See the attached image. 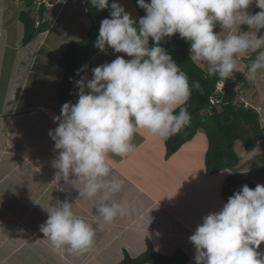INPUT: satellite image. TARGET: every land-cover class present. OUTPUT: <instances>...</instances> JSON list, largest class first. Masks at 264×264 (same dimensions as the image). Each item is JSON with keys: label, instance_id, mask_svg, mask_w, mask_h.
I'll list each match as a JSON object with an SVG mask.
<instances>
[{"label": "clouds", "instance_id": "obj_1", "mask_svg": "<svg viewBox=\"0 0 264 264\" xmlns=\"http://www.w3.org/2000/svg\"><path fill=\"white\" fill-rule=\"evenodd\" d=\"M89 2L97 11L110 7V18L100 21L94 47L101 52L111 48L131 59L116 56L92 68L91 79L82 75L76 81L77 102L62 105L53 118L58 126L48 135L58 150L53 161L58 176L65 181L76 177L82 186L77 188L79 198L92 203L96 224L102 227L126 211L114 199L123 181L113 174L110 156L132 153L140 129L167 141L191 122L186 105L193 89L201 90L200 83L189 85L188 76L161 42L178 34L190 43L189 59L206 65L211 78L218 77L214 86L223 84L222 103L225 81L238 71L239 57L256 53L248 79L264 70V0H136L146 13L138 21L116 2ZM253 3L260 9L254 14L248 11ZM217 25L220 32L214 31ZM234 84L233 100L246 104L245 90ZM72 205L57 201L45 209L47 219L39 230L56 252L66 248L79 254L94 244L93 224L76 216ZM189 242L195 264H264V254L257 251L264 244V184L254 189L245 184L235 191L218 211L202 218Z\"/></svg>", "mask_w": 264, "mask_h": 264}, {"label": "crops", "instance_id": "obj_2", "mask_svg": "<svg viewBox=\"0 0 264 264\" xmlns=\"http://www.w3.org/2000/svg\"><path fill=\"white\" fill-rule=\"evenodd\" d=\"M7 2L0 0V38L4 37L0 40V264H119L124 252L136 257L147 248L148 241L165 255L182 250L188 257L185 264H195L189 237L204 216L226 203L221 190L231 174L229 169L206 173L208 141L204 130L198 129L170 156L166 155L165 141L138 130L133 140L135 150L125 157L110 156L108 161L113 174L123 181L114 199L123 203L126 211L111 225L98 227L92 203L79 198L77 188L82 186L76 177L70 175L65 181L53 167L58 150L48 135L58 126L53 118L60 115L62 105L78 100L77 88L68 100L58 99L56 87L64 71L57 60L63 43L82 39L90 28L85 3L82 0L80 7L73 0L72 11L62 24L59 20L63 14L58 10L49 19V28L23 45L18 15L28 7L21 8L25 3L13 0L19 7L14 13L7 11ZM15 23L18 42L10 43L17 55L12 68L5 63L10 58L2 59V55L11 30L5 27ZM109 49L96 52L82 75L91 79L92 68L114 60L116 56ZM116 55L131 59L123 53ZM246 58H238L248 82L242 89L246 102L252 105V98L259 101L255 103L264 128V70H259L258 78L248 79ZM242 74L236 72L229 78L234 81ZM65 200L73 204L76 216L95 228L94 244L86 252L75 254L66 248L56 252L39 230L47 219L45 209ZM257 251L264 254V244Z\"/></svg>", "mask_w": 264, "mask_h": 264}, {"label": "trees", "instance_id": "obj_3", "mask_svg": "<svg viewBox=\"0 0 264 264\" xmlns=\"http://www.w3.org/2000/svg\"><path fill=\"white\" fill-rule=\"evenodd\" d=\"M83 1L91 24L87 34L82 39L62 44V53L57 60V64L63 69L64 76L56 87L57 97L60 101L68 100L74 94L76 81L83 74V72L77 74V70L86 65L88 60L99 51L94 47V43L98 37L100 21L104 18H110V7L97 11L89 0ZM133 2L138 16L133 15L126 9L125 11L138 21L146 13L137 5L136 0H133ZM146 2H150V0H146ZM33 3V0H27L28 8L22 9L18 15L23 25L21 41L23 45L30 42L38 34L45 32L50 26V20L49 18L46 19L44 14L47 9L46 5L43 1L39 2L36 9L34 8L35 15H33L30 10L32 6H35ZM108 3L110 6L113 2L108 0ZM258 11L260 9H255L253 14ZM218 28L219 25L214 31L217 32ZM161 46L171 55L172 60L181 67V70L186 73L189 85L191 86L193 82L199 81L201 86L199 91L193 89L186 105L191 116L190 124L180 134L165 141L166 155L170 156L175 153L182 144L191 140L196 131L201 128L204 130L208 141L205 154L206 173L212 175L223 169L231 170V174L225 179L221 190V196L226 202L235 191H238L245 184L252 189L258 184L257 182L264 184V166L251 171H238L241 158L234 148L235 143L240 141L246 151H252L257 141L264 135V128L259 124L258 112L247 107L244 101L236 99L227 104H216L211 107L209 112L205 111L201 114V111L207 110L210 105L209 96L213 92L215 83L210 85L211 77L206 70L189 59L190 43L180 38L178 34L166 38V42L162 41ZM245 61L250 69L253 60L246 58ZM244 77V74L239 75L233 82L241 83V87L246 89L248 82L243 79ZM222 94L220 93L218 97H221ZM187 259V255L182 250H176L171 255H165L156 251L148 241L147 248L136 257H130L127 252H124V258L119 264H185Z\"/></svg>", "mask_w": 264, "mask_h": 264}, {"label": "rangeland", "instance_id": "obj_4", "mask_svg": "<svg viewBox=\"0 0 264 264\" xmlns=\"http://www.w3.org/2000/svg\"><path fill=\"white\" fill-rule=\"evenodd\" d=\"M7 1H8L7 2L8 3L7 4V11L14 10V13H16L15 11H17L19 7L14 4L13 0H7ZM42 1L46 5V8H47L45 13H44L45 16H46V19L49 18L50 20H52V18H53L52 15H55V13L59 10L58 14L59 15H61V13L63 14L61 16L62 20L61 19L59 20V23H60L61 21L66 20L67 19L66 15L70 11H72V7H73L72 6V2H73V0H51L52 3H50V0H34V5L35 6H32L30 8L31 13L33 15H35L34 8L36 9V6L39 4V2H42ZM112 1L120 4L126 10L131 12L133 15L138 16L137 10H136V7L134 5L133 0H112ZM77 2H79L80 7L83 6L82 0H77ZM75 3H76V0H75ZM25 7H27L26 3H25V5L21 6V8H25ZM255 9H259V8H257L255 6V3H253L252 5L249 6L248 11L253 13V11ZM88 23L89 22L86 20L87 27H89ZM60 24H62V23H60ZM1 26H3V25H0V27ZM87 27H86V30H87ZM10 28H11V30L9 32V40H8V44L6 45L7 48L4 49V53L2 55V59H4L5 57L7 59L10 58L5 63L10 65L12 68H15V63H13V61L15 60V57L17 55H16L15 50H12V48H10L12 46V44H10V43L16 44L18 42V39L16 37V32H17L16 29L18 28V24L15 23V24H12L10 27H5V30H8ZM220 31H221V28L219 27L217 32H220ZM74 39L75 40H79L78 37H76V38H71L69 41H74ZM0 40L4 41V37H1ZM108 52H113L114 53V51L112 49H109ZM114 55L118 56V55H116V53H114ZM246 57H248L250 60H254L255 59V57H249V56H243V57H239V58H246ZM238 64H239V62H238ZM238 64H237V68H238L237 74H242L244 72V68L242 67V65L239 66ZM198 66L207 71V66L206 65L198 64ZM255 77L256 78L259 77V70L257 71ZM245 78H247V76H245ZM242 93H243V91H242ZM244 94H245V91H244V93L242 95L244 97V99H245L246 97L244 96ZM246 94H248V92H246ZM250 101L252 102L253 106L250 103H248V102L246 103V106H248L249 108L254 107L253 109H255L257 112H260L256 108L257 105L255 103V102L259 103V101L258 100L254 101L253 98L250 99ZM262 113H264V112H262ZM258 118H259V116H258ZM259 124H260V121H259ZM258 144H260V145L257 147ZM234 148H235L237 154L240 155L241 162L239 163V165H240V167H242V169H240L242 172L251 171V170H255V169H260V168H262L264 166V135H262V137L257 141L256 146L253 148L252 152H250V153H248L249 151H246L244 149V147H243L241 142H236L235 145H234ZM254 150H255V152H254ZM258 165H260V166H258ZM257 183L258 184H262L261 182H257ZM258 249H260V247Z\"/></svg>", "mask_w": 264, "mask_h": 264}, {"label": "water", "instance_id": "obj_5", "mask_svg": "<svg viewBox=\"0 0 264 264\" xmlns=\"http://www.w3.org/2000/svg\"><path fill=\"white\" fill-rule=\"evenodd\" d=\"M256 53H253L252 56L249 57H255ZM216 80H218V77H212L209 81V84H213ZM235 84L234 82L229 78L225 81V93L222 97V103L227 104L230 103L235 96Z\"/></svg>", "mask_w": 264, "mask_h": 264}, {"label": "built area", "instance_id": "obj_6", "mask_svg": "<svg viewBox=\"0 0 264 264\" xmlns=\"http://www.w3.org/2000/svg\"><path fill=\"white\" fill-rule=\"evenodd\" d=\"M222 85H223L222 83H217L214 86L213 92L209 96L210 105L207 107L206 111L209 112L211 110V107H214L216 104H219L221 102V99H220L221 97H218V95L223 92V86ZM203 113H204V111L202 112V114Z\"/></svg>", "mask_w": 264, "mask_h": 264}]
</instances>
